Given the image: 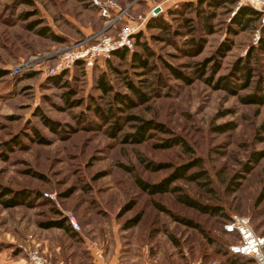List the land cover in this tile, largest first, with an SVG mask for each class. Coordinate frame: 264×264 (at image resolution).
<instances>
[{
	"label": "rangeland",
	"instance_id": "374dc122",
	"mask_svg": "<svg viewBox=\"0 0 264 264\" xmlns=\"http://www.w3.org/2000/svg\"><path fill=\"white\" fill-rule=\"evenodd\" d=\"M111 1L120 11L113 26L92 0H0V70H5L0 77V264H29L27 254L33 249L53 264H66L68 259L58 260L66 251L70 264H254L227 255L238 237L225 234L223 225L233 215L244 216L264 238V197L257 200L264 186V102L241 100L264 87V54L253 50L246 56L260 35L264 9L251 27L239 30L230 20L236 0H212L217 6L209 0ZM154 5L160 10L151 15ZM150 18L165 21L166 29L148 28ZM34 19L62 41L35 34L28 25ZM126 23H136L133 40L140 33L138 41L153 52L148 71L129 67L128 55L119 60L111 54L90 67L54 70L73 44L99 33L112 36ZM191 38L200 40L198 49ZM219 46L223 54L215 53ZM134 49L140 51L135 45L127 50ZM162 61L177 66L189 82L173 78ZM244 62L251 70L248 80L241 70ZM20 63L23 69L10 74ZM64 71L62 79H68L74 93L70 99H81L72 107H64L59 96L66 88L50 80ZM101 71L114 91L127 92L124 81L131 79L147 94L145 101L117 111L120 130L115 136L106 133L110 123L86 108L94 103L103 110L115 106L110 94L101 96L94 88ZM157 73L164 80L158 84L153 82ZM36 108L60 130H48L33 115ZM79 112L95 123L80 121ZM127 114L162 123L189 150L156 147L168 134L155 130L141 143L120 141V134L135 125L134 120L124 121ZM32 127L44 142H38ZM14 136L19 144L7 148L5 142ZM192 157L200 158L201 167L187 173L200 169L205 176L175 179L172 192L149 195L134 182L135 175L156 183L170 171L149 170L140 159L177 165ZM2 188L25 190L32 199L5 207ZM177 195L207 205L210 212L181 203ZM156 205L190 219L203 232L173 220ZM68 217L74 218L77 230L41 226L59 218L66 224Z\"/></svg>",
	"mask_w": 264,
	"mask_h": 264
},
{
	"label": "trees",
	"instance_id": "16d2710c",
	"mask_svg": "<svg viewBox=\"0 0 264 264\" xmlns=\"http://www.w3.org/2000/svg\"><path fill=\"white\" fill-rule=\"evenodd\" d=\"M201 2H203V0L196 1V3H201ZM206 2H208V4L211 6H217V4H218L217 2H214L212 0H209ZM222 2L232 3L234 1L233 0H222ZM196 3H194V4H196ZM190 5H192V3H189L186 6H190ZM259 15H260V11L254 9L248 5H240L236 10H234L232 18L230 20H231V23H234L238 27L239 30H244L246 28L251 27V24L255 20L258 19ZM25 18H27V17H25ZM41 22L42 21L40 19H34V21H32V22H30V24H28L29 28L31 30H33V32L37 35L49 37L50 39H52L54 41H58V42L62 41L59 36L55 35L54 33H52L50 31L48 26H46V25L38 26ZM36 26H38V27H36ZM146 26L148 28L166 29L165 21H163L162 19H159V18H150L148 20V22L146 23ZM229 30L231 31L232 29H230V27H229ZM173 32H174V30H173ZM263 33H264V23L262 25H260V35L257 39L256 45L251 46L246 51L247 57H248V55H250V53L253 50L260 51L264 54V35H263ZM150 36L153 39L158 38V36L154 35V34H151ZM139 37H140V33H137L134 36L133 45L139 46L140 51L134 49V50L129 52L126 48H119V49L112 51L111 55L116 56L119 60L124 59L125 55H128L130 57V59L128 61L129 67L138 68V69L140 68V69H143L145 71H148L149 70L148 57L151 54H153V52L147 47L145 42L138 41ZM189 41L192 42L191 46L194 47L195 50L199 48V44H200L199 39L191 38V39H189ZM220 45L222 46V44H220ZM223 47H224V49H222V50L224 52L229 47V44L224 45ZM220 50H221V47L219 46L216 48L215 53L216 54L217 53L223 54L220 52ZM213 55L215 56V54H213ZM247 57H245V59ZM106 62H107L106 64L108 65V67L110 69H112L116 73L119 72L118 71L119 69H116V67L111 64L110 60H106ZM162 65H163L164 69L167 71V73L170 74L173 78L178 79V80H182V82H185V83L189 82V77L183 75V73H181L179 71L177 66L170 65L169 63H167L165 61H162ZM74 67H83V64L81 62H77ZM202 69L203 68L201 67L200 71ZM241 70H242L244 80H248L249 79L248 77L250 76L251 70L247 67L245 62L243 63ZM65 73H66V71L62 72L59 75L53 76L50 78V80L56 86L66 88V90L63 91L59 96L64 103V107H72L76 103L80 104L81 99H78L77 101H73L70 99V97L74 93H73V90L71 88V85H70V82L68 81V79H62V77L65 75ZM3 74H5V70L4 71L0 70V77ZM160 80H163V78L160 76L159 73L154 75V81H153L154 83L158 84L160 82ZM124 85H125L127 92L114 91L112 85L109 83V81L106 78L105 72L104 71L99 72V74L96 76L95 81H94V88L100 92L101 96L106 95V94H110L111 103H115V106L109 105L107 110H103L100 106H98L97 103H94L91 108L89 107V105L86 106V108L91 109L92 113L97 118H99L102 122L110 123L108 125V127H106V133L109 136L117 135L116 132H119V130H120V128H119L120 121H119V118L117 116V111L128 110L129 108L133 107L136 104V102L141 103V102L145 101L147 98V94L144 91H142L140 85L136 84L131 79H126L124 81ZM224 86H226V83H224ZM134 100H136V101H134ZM241 100L244 101L245 103L254 102V103L262 104L264 102V87L262 88V92H259L258 94H254V93L249 94L248 96L242 97ZM33 115L38 116L40 122L51 132H58L60 130L59 125L56 121H53L52 119L43 115L41 112L38 111L37 108L33 111ZM78 117H79L80 121H85L86 124L87 123H90V124L95 123L92 119L88 118L86 113L79 112ZM123 119H124V121L134 120L135 125H132V131L123 132L122 134H120V141H122V142H129V143H134V144L141 143V142L151 138L153 136V133L151 132V130H155V131H159L161 133L168 134L167 135L168 137H164L161 139V142L156 143V145H155L156 147L169 148V147H172L174 145H178L185 151L189 150L187 143L185 142V140L181 136H179L177 134H173L167 127H165L160 122H156V121H153L151 119H142V118H139L137 115H133V114H127L125 117H123ZM219 127H222V126H217L216 129L220 130L221 128H219ZM31 130H32V133H34L35 136L37 137V140H39L38 142H44L45 141V138L42 137L40 134H38V132L33 127L31 128ZM19 142L20 141L17 140L16 136H14L10 139V142H5L4 145L7 146V148H8V145H12V144L18 145ZM261 155L262 154L259 153L257 156L254 157V160H257ZM142 160L143 159H140V161L143 163V165L146 166V168H148L149 170H157V169L162 168V167L170 169L169 173L156 183H147V182L143 181L141 178H139L138 176L134 175L133 179H134L135 184L139 187L140 190L146 192L149 195H152L155 193L174 191V188L170 186V183L175 179L182 178V179H186V180H196L197 178H199L201 176H205L203 171L200 169H199V171H196V172L187 173V171L191 167H198V168L201 167V160L199 157H192V158L188 159L185 163H181V164H177V165H170L167 163H163V164L162 163L161 164L147 163V162H143ZM1 194L7 196L6 199L1 200L2 205L5 207L16 206L19 204H28L30 202V200L32 199L30 197V194L25 190L14 191V190H11L8 188H2ZM263 197H264V186H263L261 192L259 193L257 200L259 201ZM177 199L181 203H183L187 206L193 207V208H195L201 212H207V211L210 212L211 208H208L207 205L200 204V203L194 201L193 199H191L190 197H188L186 195H177ZM156 206L159 210L164 211L167 214H169V216L173 220L178 221V222H180L186 226L194 227V228L198 229L201 233L203 232L201 227H199L196 223H194L190 219H187V218L181 217L177 214H174L170 210L165 209L159 205H156ZM136 219H137V216L135 218H133L132 221L134 222V221H136ZM64 221H65V219H62V218L49 220V221L41 224V226H43V227H60V228L64 229L65 231L68 229H71L69 223L66 221V224H65ZM129 225L130 224H128L126 226H129ZM223 232L225 234L234 233L238 237V235L235 232L230 233V232H226L225 230H223ZM227 255L229 257H232V258H236L237 256H240L239 259L243 258V259H247L249 261H254V259L251 258L250 256H244V255L232 253L231 251H229L228 247H227ZM253 263L257 264L255 261Z\"/></svg>",
	"mask_w": 264,
	"mask_h": 264
},
{
	"label": "built area",
	"instance_id": "2783aa9c",
	"mask_svg": "<svg viewBox=\"0 0 264 264\" xmlns=\"http://www.w3.org/2000/svg\"><path fill=\"white\" fill-rule=\"evenodd\" d=\"M237 7L240 5H248L256 10L264 9V0H236ZM92 4L98 8L99 14L111 23L118 18V6L111 0L97 1L92 0ZM160 10V6L154 5L150 14ZM112 16V17H111ZM263 22V19H261ZM137 31L136 23H126L122 25L114 35H105L104 33L96 34L88 39L79 41L72 45L61 57L57 71L71 69L77 62H81L84 66H91L92 63L100 58H104L111 54L112 51L119 48L131 49L133 45V35ZM93 37V38H92ZM23 69L22 63L10 69V74H18ZM67 221L70 228L78 229V225L74 218L68 217ZM226 232H235L238 235V241L231 244L228 248L234 254L250 256L257 264H264V238L255 234L247 217L233 215L223 225ZM29 264H53L50 263L37 249L28 251L27 254ZM193 264H199L198 262Z\"/></svg>",
	"mask_w": 264,
	"mask_h": 264
},
{
	"label": "crops",
	"instance_id": "0c3cea01",
	"mask_svg": "<svg viewBox=\"0 0 264 264\" xmlns=\"http://www.w3.org/2000/svg\"><path fill=\"white\" fill-rule=\"evenodd\" d=\"M51 252V251H50ZM49 252V253H50ZM68 251H66V253L64 254V253H62V256H60V258H58V260H61V261H63L64 259H68V262H66V264H70L71 262H70V257H69V253H67ZM51 254V253H50ZM73 260V259H72ZM77 263H79V261L77 262ZM108 264H115V263H113V262H111V261H109V263Z\"/></svg>",
	"mask_w": 264,
	"mask_h": 264
}]
</instances>
